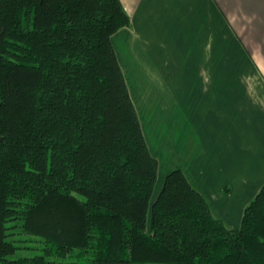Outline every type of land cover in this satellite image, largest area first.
Returning <instances> with one entry per match:
<instances>
[{
    "label": "trees",
    "instance_id": "1",
    "mask_svg": "<svg viewBox=\"0 0 264 264\" xmlns=\"http://www.w3.org/2000/svg\"><path fill=\"white\" fill-rule=\"evenodd\" d=\"M120 0H0V262L264 264V184L227 228L151 155L111 37ZM11 225H8V223ZM20 228L42 253L7 260Z\"/></svg>",
    "mask_w": 264,
    "mask_h": 264
},
{
    "label": "crops",
    "instance_id": "2",
    "mask_svg": "<svg viewBox=\"0 0 264 264\" xmlns=\"http://www.w3.org/2000/svg\"><path fill=\"white\" fill-rule=\"evenodd\" d=\"M120 1L132 26L135 18L158 21V27L170 30L169 42L178 47L173 50L177 63L167 68L168 55L163 56L158 50L149 51L145 40L135 41L130 26L111 37L127 82V71L131 69L134 107L135 102H149L148 115L154 117L156 123L160 117L180 115V128L185 130V135L182 140L175 139L174 146L181 149L194 136L200 139L203 147L196 148L194 168L189 167L185 159L173 166L181 169L204 197H218L209 193L212 187H220L216 186L221 185L217 178L223 171L230 168L249 170L256 159H260L259 163L264 161V0ZM135 42L138 52L134 55ZM156 56L161 57L160 62L146 65L147 60L154 62L152 59ZM172 79L180 87L177 100L180 103H176V110L167 111L164 101L169 97L167 83ZM136 89L140 91L137 96ZM164 126L168 133L166 124ZM157 136L161 140L160 135ZM237 141L241 150L238 161L235 157ZM149 151L151 153L150 147ZM158 152L157 158L162 159L164 152ZM221 159L225 160L223 168L216 170L215 165L206 168L205 164H218L215 161ZM254 179L260 181V185L264 182V174L252 179L240 178L244 183L239 184L241 207H245L259 190V185L253 187L251 183ZM223 182V188L230 184L226 183L229 182L226 178ZM235 189L234 186L229 191L224 188V193L219 192V195L236 196ZM214 206L217 213L218 208L227 210L222 201L215 202ZM235 208H231L226 219L238 227L239 218L232 215Z\"/></svg>",
    "mask_w": 264,
    "mask_h": 264
},
{
    "label": "rangeland",
    "instance_id": "3",
    "mask_svg": "<svg viewBox=\"0 0 264 264\" xmlns=\"http://www.w3.org/2000/svg\"><path fill=\"white\" fill-rule=\"evenodd\" d=\"M158 21H147L146 20H138V19H134L133 22V26L131 24L130 21V29H131V35L133 36L134 40H145L147 41V49L149 51L153 50H158V52L163 55L166 56L168 55V61L167 64V68L172 67L173 64H176L178 60H176V58L173 57V50H176L178 47L176 46L175 43H171L169 42V31L170 30H165L160 26H157ZM127 26V27H129ZM167 27V26H165ZM124 28V27H123ZM122 29V28H121ZM120 30V29H119ZM118 30V31H119ZM161 43V44H160ZM136 44V42H135ZM134 55L135 52L137 50V44L135 46V48L132 50ZM160 56H156L155 59H152L154 62L147 60V64L146 65H155L158 62H160ZM157 59V60H156ZM131 69H129L127 71V74H129L128 76V82L127 83V87L129 90V94L131 97V93H132V87H131V74H130ZM166 74V73H165ZM178 86H176V84L174 83V80L172 79L171 81L169 80V82L167 83V89L169 94V97L164 101V106L165 109L167 111L169 110H176L178 108V104L180 103V101H177L179 99V89L177 91ZM137 93H135V95H139L140 91H138V89H136ZM133 95V94H132ZM132 98V97H131ZM132 100V99H131ZM138 101V100H137ZM133 102V101H132ZM178 102V104H176ZM136 106H135V110L137 113V116L139 118V122L142 128V132L144 134L147 146L150 147L151 149V155L157 160L159 165L158 168V173H157V181H156V186H155V190L152 196V199H154L155 195L158 192V189L160 188V185L164 179V176L171 170V168L175 169L176 166L175 163H180L181 161H183L184 159L186 160L187 164H189V167L194 168L196 166V156H197V149H201L203 147V145L201 144L200 139L195 138L194 136H191L188 141L185 142V144L183 145L184 147H181V149L176 148L174 146V144H177V142L175 141V139H179L182 140L183 136L185 135V130L182 131L181 130V118L178 115H174V116H170V117H163V118H158L157 120L159 121V123L153 122L154 117H151L148 115V113L150 112V103L149 102H145L143 103L142 101H138L135 102ZM155 117H159V116H155ZM195 121V118H193ZM184 122H187L186 119H184ZM155 123V124H154ZM194 123V122H193ZM164 124H166L167 128V132H165V126ZM195 124V123H194ZM175 129V131H171V129ZM175 132V134H174ZM160 135V139H158L157 135ZM156 138L158 141H156ZM161 145L162 148H160L159 146ZM192 146V147H191ZM148 147V149H149ZM158 151H163V155H162V159L157 158L158 156ZM241 154V150L239 147V143L237 141V148H236V161L238 156ZM201 157V155L199 156V158ZM225 160L221 159V160H216L215 163L218 164H211L210 162L208 164H205L206 168L209 167H213L215 165V169L217 170V168L221 167L223 168L222 163ZM260 159H256L255 163L252 165V167L248 170V169H236V168H230L229 170L223 171L222 176L217 178V183H220L221 185H216V186H220V187H213L210 190L209 195L212 194H217L218 197H210V198H205V200L208 202L211 212L213 213V215L217 218H219L225 225V223L227 221H229L228 225L226 226L227 228H236L235 224L230 223V219H226V216H229L230 214V210L233 206H235L236 208L234 209L232 215L234 216V218H236L238 216V222H241V218L243 215V210L245 207H241V198L238 196V192H239V184H244L243 182L240 181V178H246V177H250L251 179L258 176H261L264 174V161L262 160L259 163ZM220 163V164H219ZM239 171V172H238ZM257 172H259V174H256ZM240 173V174H239ZM185 174V173H184ZM186 176V174H185ZM187 177V176H186ZM226 178L229 182L226 183H230L227 184L224 188L226 191L230 190V187H235V191H236V196L235 194L232 195H226V196H222L220 197L219 192H222L224 190V188L222 187L224 184L223 179ZM257 179H254V181L251 183H253V187H256L259 185L260 181H256ZM190 182V181H189ZM264 184V182H261V184L259 185L260 187ZM192 185V184H191ZM193 186V185H192ZM260 187L258 189H260ZM197 190V189H196ZM208 192H209V188H207ZM224 190V191H225ZM198 191V190H197ZM223 191V193H224ZM258 192V191H257ZM256 195V194H255ZM224 202L225 206L227 205V210H223L217 213L215 211L216 206H218V204H216V206H214V203H221ZM250 202V201H249ZM248 202V203H249ZM247 203V204H248ZM246 204V205H247ZM226 221V222H225ZM237 222V221H236ZM11 223L14 222H10L8 223V225H11ZM240 225V223H239ZM10 236L7 237V240H11L15 243V245L17 246V249L15 250V252L13 254H10L6 257L7 260H12V259H17L20 257H30L33 256L35 254H41L42 253V246L43 243L41 242L39 237L36 236H32V235H27L24 234L23 232H21L20 228L18 227H13L12 229H10ZM48 264H72L71 262L73 261V259L70 257V254L64 256V257H52L48 259ZM0 264H5V263H1Z\"/></svg>",
    "mask_w": 264,
    "mask_h": 264
}]
</instances>
